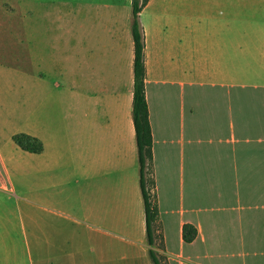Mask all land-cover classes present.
<instances>
[{
	"label": "crops",
	"instance_id": "obj_1",
	"mask_svg": "<svg viewBox=\"0 0 264 264\" xmlns=\"http://www.w3.org/2000/svg\"><path fill=\"white\" fill-rule=\"evenodd\" d=\"M140 20L153 244L132 0H0V191L34 180L31 201L52 213L36 264H155L150 249L161 264H264V0H149ZM21 132L43 151L23 150Z\"/></svg>",
	"mask_w": 264,
	"mask_h": 264
},
{
	"label": "trees",
	"instance_id": "obj_2",
	"mask_svg": "<svg viewBox=\"0 0 264 264\" xmlns=\"http://www.w3.org/2000/svg\"><path fill=\"white\" fill-rule=\"evenodd\" d=\"M149 0H132V35L135 46L134 60V99H133V120L136 130V140L139 153L141 188L145 202V214L147 221V237L149 244L154 243L153 228L158 217V205L154 201L151 188L154 181L147 178L153 159V135L149 118V106L146 96L145 79V34L140 20L142 10ZM14 141L25 151L40 153L43 151L42 141L26 133H17L13 136ZM197 235V229L186 224L183 230L185 241L191 242ZM150 255L155 264H161L154 250L150 249Z\"/></svg>",
	"mask_w": 264,
	"mask_h": 264
},
{
	"label": "rangeland",
	"instance_id": "obj_3",
	"mask_svg": "<svg viewBox=\"0 0 264 264\" xmlns=\"http://www.w3.org/2000/svg\"><path fill=\"white\" fill-rule=\"evenodd\" d=\"M27 87L28 98L34 95V87ZM24 86H13V100L22 103ZM24 196L27 199H24ZM35 199V181L29 180L12 194L0 191V264H36V228L42 217L52 213L42 211L31 200ZM44 251L41 249V255Z\"/></svg>",
	"mask_w": 264,
	"mask_h": 264
}]
</instances>
